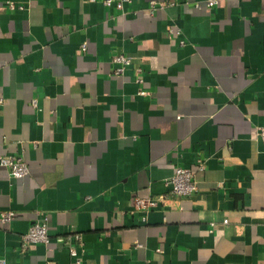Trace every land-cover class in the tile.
<instances>
[{
	"label": "crops",
	"instance_id": "crops-1",
	"mask_svg": "<svg viewBox=\"0 0 264 264\" xmlns=\"http://www.w3.org/2000/svg\"><path fill=\"white\" fill-rule=\"evenodd\" d=\"M148 8L0 0V156L28 167L0 165L7 264H264V0ZM175 166L192 195L168 192Z\"/></svg>",
	"mask_w": 264,
	"mask_h": 264
},
{
	"label": "built area",
	"instance_id": "built-area-1",
	"mask_svg": "<svg viewBox=\"0 0 264 264\" xmlns=\"http://www.w3.org/2000/svg\"><path fill=\"white\" fill-rule=\"evenodd\" d=\"M132 0H102L105 6H113L118 10H123L126 4H129ZM219 0H204V5L208 9L213 8ZM149 3V11L155 10L157 8H164L166 6H172L179 3V0H148ZM195 7H200V3L196 2L194 4ZM171 31V29L169 30ZM184 41L181 40L180 44H183ZM86 49V44H81V50ZM112 61L117 64L114 69L115 74H121L125 66L130 63L128 57L123 54H116L112 56ZM140 80V79H138ZM144 90H140L139 94H144ZM33 103H35L33 101ZM256 135L261 140L264 146V125L258 126L256 128ZM0 165L6 167L9 170L10 175L13 177H21L27 174L28 167L24 160H22L19 156L14 154H3L0 156ZM205 166V161L202 159H198L196 162V169H203ZM164 184L168 187V192L170 194L178 195V196H190L194 192L197 191V181L195 177V170L188 167L183 166H175L174 171L171 176H169ZM160 201L159 197H135L133 200V206L135 209L148 211L149 209L155 207ZM15 213L13 210H0V223H8L10 222ZM227 220L224 219L223 222ZM75 239L80 240L79 234H75ZM50 240L48 233V226L46 217H41L38 220L34 221L27 229V231L22 235V247H33L35 244L43 243L46 244ZM66 243V242H65ZM67 244V243H66ZM68 245V244H67ZM69 252L71 256L76 258V263H79L80 259L77 258L76 249L72 246H68ZM0 264H7L4 258H0Z\"/></svg>",
	"mask_w": 264,
	"mask_h": 264
}]
</instances>
